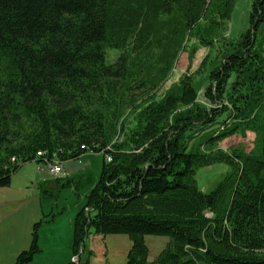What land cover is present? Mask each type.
Listing matches in <instances>:
<instances>
[{
    "label": "trees",
    "instance_id": "16d2710c",
    "mask_svg": "<svg viewBox=\"0 0 264 264\" xmlns=\"http://www.w3.org/2000/svg\"><path fill=\"white\" fill-rule=\"evenodd\" d=\"M237 1L0 0V189L28 163L103 155L67 264H89L92 233L126 235L125 264H264V0H249L233 39ZM201 48L161 92L179 55L190 67ZM247 133L249 152L219 147ZM216 164L227 171L204 192L197 173ZM55 217L33 224L14 264L40 253ZM145 236L169 239L153 261Z\"/></svg>",
    "mask_w": 264,
    "mask_h": 264
},
{
    "label": "rangeland",
    "instance_id": "374dc122",
    "mask_svg": "<svg viewBox=\"0 0 264 264\" xmlns=\"http://www.w3.org/2000/svg\"><path fill=\"white\" fill-rule=\"evenodd\" d=\"M249 9V0H239L236 2L228 24L226 34L228 38H237L246 29ZM206 53V49H199L196 52L190 67L188 66V54L186 52L180 54L173 71L161 92L165 91L171 84L177 82L187 70L190 71V73L194 72ZM108 55L110 57L109 62H112L118 53L109 51ZM204 87V84L200 87L198 101L208 105V102H206L203 97ZM253 141L254 135L247 133L245 138H241L240 136L228 138L221 142L219 147L222 150L227 151L240 145L243 146L246 152H249L252 148ZM102 160V154H84L80 158V164L78 163L79 161L75 162L76 165H78L76 166L78 169H76L73 174H70L67 179L62 180L58 185L55 182L44 185L42 184L40 189L38 188V193L36 190H33L34 186H32L33 188L30 194L31 199H28L29 192L26 189L24 182L28 179L27 176H29V174H32V177L34 178V174L37 172L35 171V168L37 169V167H35V163L25 164L12 176L10 186L8 188L0 189V197L3 196L16 200L14 204H11L12 206L10 210H14L12 213L21 212L26 209L29 203L35 204L38 203L39 200V204L43 210L41 218L45 216L48 218L51 215H65L64 219L69 218V216L74 218L78 210L84 205L85 197L91 187L98 180ZM226 171L227 167L223 164H216L200 169L197 173L200 189L204 192L210 191L221 180ZM63 175L65 176L64 172ZM39 178L38 175V179ZM32 180L33 184L36 185L35 183L38 181L36 180L37 182H35V179ZM39 181L41 180L39 179ZM65 182H69V185L62 187V184ZM34 192L35 195L33 196ZM19 209L20 211H18ZM26 211L28 212L29 209ZM68 220L70 221V219ZM144 241L149 250L148 261H153L165 248L169 239L166 237L145 236ZM130 248L131 241L126 235H107L103 237L92 233L86 241V249L92 252L95 251L93 252V257L89 260V264H125L126 256ZM56 252L57 251L54 250L48 251L46 247H44L43 250L40 248V253L33 257V260L29 264H53L50 263L52 258L56 261L59 257L54 255ZM70 257V255L69 258L66 256L65 262L62 264H67L72 261Z\"/></svg>",
    "mask_w": 264,
    "mask_h": 264
},
{
    "label": "crops",
    "instance_id": "0c3cea01",
    "mask_svg": "<svg viewBox=\"0 0 264 264\" xmlns=\"http://www.w3.org/2000/svg\"><path fill=\"white\" fill-rule=\"evenodd\" d=\"M76 166L78 165H76L75 162L69 161L64 163L62 167L63 172L65 173L64 177L68 178L70 174H73V172L78 169ZM35 167H37L36 164ZM27 177L28 179L24 184L29 192L28 199H31L30 194L33 188L32 186L35 188H33V190H36L38 193V188L40 189L42 184L44 185L53 182V179L47 176H39L42 178H39L41 180L39 181L37 172L34 174V178L32 177V174H29ZM32 179H35V182L38 181L35 183L36 185L33 184ZM34 195L35 192L33 193V196ZM15 202L16 200L11 198L0 197V264H14L17 255L28 249L32 226L41 219L43 213L39 200L38 203L35 204L29 203L26 209L21 212L12 213L14 210H10L12 206L11 204H14ZM28 209L29 211L27 212L26 210ZM18 211H20V209ZM64 216L65 215L56 216L53 222L43 224L39 229V247L42 250L46 247L48 251H57L54 255L59 257L56 261L54 258L50 261V263L53 264L64 263L66 259L65 257L68 256L69 258V255L73 260L71 255L73 218L69 216V218L64 219ZM68 219H70V221Z\"/></svg>",
    "mask_w": 264,
    "mask_h": 264
},
{
    "label": "built area",
    "instance_id": "2783aa9c",
    "mask_svg": "<svg viewBox=\"0 0 264 264\" xmlns=\"http://www.w3.org/2000/svg\"><path fill=\"white\" fill-rule=\"evenodd\" d=\"M37 156H41L40 153L37 154ZM79 164H80V160H78ZM106 161L107 162H110V159L109 157H106ZM63 164L62 163H59L57 161H54L53 163L51 164H43L42 166H37V173L39 176H47L51 179H55V178H61V177H64L63 175ZM75 259V258H74ZM73 259V260H74Z\"/></svg>",
    "mask_w": 264,
    "mask_h": 264
},
{
    "label": "water",
    "instance_id": "95a60500",
    "mask_svg": "<svg viewBox=\"0 0 264 264\" xmlns=\"http://www.w3.org/2000/svg\"><path fill=\"white\" fill-rule=\"evenodd\" d=\"M73 261H74L75 263H76V262H78V258H77V257H75V259H74Z\"/></svg>",
    "mask_w": 264,
    "mask_h": 264
}]
</instances>
